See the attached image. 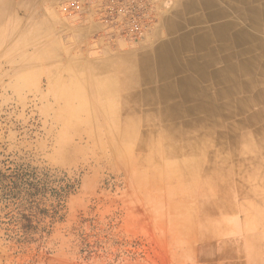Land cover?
<instances>
[{
  "label": "rangeland",
  "instance_id": "rangeland-1",
  "mask_svg": "<svg viewBox=\"0 0 264 264\" xmlns=\"http://www.w3.org/2000/svg\"><path fill=\"white\" fill-rule=\"evenodd\" d=\"M148 29L139 40L124 35V45L106 32L109 54L69 32L44 39L33 38L39 30L0 29V264H264V167L246 171L240 157L219 156L189 134L168 146H193L190 156H165L157 144L171 135L158 113L154 125L151 112L127 127L124 115L113 125L116 110L90 107L103 102L97 88L130 90L99 80L128 52L137 58L152 46ZM185 76L177 82L187 105L184 84L198 80ZM143 108L157 104L151 97ZM249 157L256 166L260 156ZM192 158L203 172H193Z\"/></svg>",
  "mask_w": 264,
  "mask_h": 264
},
{
  "label": "crops",
  "instance_id": "crops-1",
  "mask_svg": "<svg viewBox=\"0 0 264 264\" xmlns=\"http://www.w3.org/2000/svg\"><path fill=\"white\" fill-rule=\"evenodd\" d=\"M74 1H76L75 4ZM106 1L0 0V29L18 30V28H26L34 31L39 30L40 32H37L38 35L33 34V38L42 37L44 39L48 38V32H53L56 35L59 32H69L71 37L77 42L87 44L88 48H92V50H94L93 47L96 45L100 46L105 53L109 54L112 46L108 43V38L104 36L106 32L112 34L117 44L124 45L125 43L124 34H122L120 28L115 24L105 22ZM187 1L189 0H147L149 12L148 35L151 32L149 30L154 25L150 34L153 40L152 46L145 47L138 54L137 58L133 57V53L128 52L125 55L126 58H122L114 66L116 71L111 70V73L105 74L99 80L100 82L104 81V84L107 86L119 83L118 86L127 85L130 87L128 91L108 87L97 88L95 91L96 101L101 100L103 102L100 104L99 102H92L90 107L97 110V113L101 109L116 110L117 113L115 114L118 120L112 121L113 125L118 126L120 124L122 115L126 117L124 121L126 125H130L131 122H139V125L145 122L142 113L147 111L144 110L143 104L145 100H150L151 97L153 103L157 104V109L177 106L182 102L185 104V101L181 100L180 96H178L179 90L174 85L172 86L174 88L172 94L176 95V99L174 100L172 98L164 99V90L162 91L157 86H161L169 81L174 83L177 78L185 75L198 77V73L191 72V69H185L173 75V78H159L157 80L156 57L157 48L162 42L168 41L172 43L174 40H178L176 39V33L167 34L164 31L159 32L164 18H173L176 10L180 11L181 9L182 11V4ZM192 1L198 3V5L192 11L183 10L182 15L187 20H184L182 29L177 31V33L186 35L184 40H196L198 38L200 41L193 44L194 46L192 47H184L179 57L183 63L191 57L212 62L208 69L211 73L208 74L209 77L208 80H205V85H208L207 98H210L212 103L217 105L215 111L216 113L218 112L217 115L219 117V120L212 122L207 120L205 116L202 124H196L197 127L201 126V128L203 125V132L198 136L203 137L205 149L213 148V150L218 151L217 155L219 156H229L232 153L235 157H240L241 165L248 166L246 171H261L260 169L264 167V149L262 151L256 149L254 152L247 151L242 141L245 140L244 136L246 134H248L246 137H249L247 139H250L249 134H252L256 138L253 139L257 140L256 142L259 145L264 142V0H218L215 2V14L210 16L209 19H207L209 12L215 8L205 6L203 4L204 0ZM167 2H169V6H163V10L157 21V7ZM66 4L72 6V15H68L62 10V6ZM195 16L200 21H189ZM212 27L218 28L219 36L214 35L206 38V40L202 39L205 35V30ZM12 37L17 38V35L14 37L13 34ZM43 43L45 44L46 41L43 40ZM123 59H125V62ZM107 68L110 67L107 66ZM225 79H227V83ZM143 85L150 87L147 90L143 88L139 89ZM226 85L233 93L228 95L223 93ZM77 90L83 96L81 90ZM134 96L137 97L134 99ZM194 103L196 101L191 103L188 101L186 104L192 105ZM129 104H132V106L130 105L131 107H129ZM184 104L180 105L184 106ZM227 105H232L234 108V113L230 117L226 116V108H222V106ZM135 107L141 110V112L138 111L135 114L133 112ZM151 112L155 114V118L149 117L151 121H148V123L154 125L156 124L157 111L152 110ZM132 115L135 116L133 117ZM157 124L161 125L159 121ZM149 134L152 135V138L157 136L153 133ZM233 139H237L234 142L235 150L229 152L232 148L230 145ZM144 147L148 148V145ZM180 148L185 152L187 157L190 156L187 155L190 153L189 151L195 149L193 146H182ZM225 150L228 152H225ZM254 154H256L257 158L260 156V160L255 162L256 166L251 164V161L247 159L249 155L252 157ZM192 160L195 164L193 170L199 172L200 167L201 172H203L204 163L202 160L199 159L198 161L194 158ZM226 162L225 159L218 164L217 169L219 171L222 170ZM205 173L207 172L202 173L203 177ZM206 179L204 180L205 182Z\"/></svg>",
  "mask_w": 264,
  "mask_h": 264
},
{
  "label": "bare ground",
  "instance_id": "bare-ground-1",
  "mask_svg": "<svg viewBox=\"0 0 264 264\" xmlns=\"http://www.w3.org/2000/svg\"><path fill=\"white\" fill-rule=\"evenodd\" d=\"M217 1L218 0H204L203 4L205 6H207L208 8H210V7L215 8L216 7L215 2H217ZM197 5H198V3H196L195 1L189 0L185 3H183L182 7H183L184 11L185 10L192 11L197 7ZM183 10L182 11H181V9H180V11L176 10L173 18H164L162 25L159 28V32L164 31L167 34L176 33L177 34L176 39H178V40H174L172 43H169L168 41L162 42L161 45L157 48V57H156V60H157V78L156 79L159 80V78L165 79V78H169V77L173 78V75H176V73L178 74L179 72L184 71L185 69H187V70L191 69L190 70L191 72L194 71V72L198 73V77H196L198 80L197 82L196 81L193 82L192 80L188 79L187 84L186 85L184 84V87H183L186 94H189L191 96V99L187 100L186 102L190 101V103H191L193 101H196V103H194L192 105L187 104L189 106H187L185 104H184V106H181L180 104H183V103H180L177 106H171V107H166V108H162V109H157V113L160 115V116H158V115L157 116L159 117L161 122L163 121V124L161 123L162 126H160V127L163 128L164 131L166 130V132H168L171 135L170 139H164L165 143L159 142V140L162 139V136L159 138L157 137V140L159 142L157 144V149L161 148L163 153L165 154V156H168V157L169 156H176L177 154L179 155L180 152L183 151L180 148L181 146H176L174 144L171 146H168L171 144L170 142H168L169 140H174L176 138V136L184 137L187 134H189L188 139L193 138L192 136H198L201 132H203L202 131L203 125L201 128V126L197 127L196 124H202V122H204L205 116H206L207 120L212 121V122H216L219 119V117L217 115L218 112L216 113L215 108L210 107L208 105L209 100L206 97L208 95V89H207V85H205V80H207L208 74L211 73V72H209L208 69H209V66L212 62L204 61V60L202 61L200 58H197V57H191L190 59L186 60L185 63H183L179 57V55L182 52L181 50L184 47H188V46L192 47V46H194L193 44L200 41V39H198V38L196 40L195 39L184 40V38H186V35H184V34L181 35V34L177 33V31L182 29V25L184 24V20H187L186 18L184 19L183 15H182ZM215 11H216V8L211 10V12H209V14L207 16V19H209L210 16H212L213 14H215ZM189 21L195 22V21H200V20L197 16H195V17L191 18ZM201 21H203V20H201ZM215 26H217V25H215ZM217 29L218 28L212 27V28L205 30L206 32H205V35L203 36L202 39L206 40V38H209V37L214 36V35L219 36ZM151 52H153V51H151ZM153 61H154V59H153ZM153 61H151V62H153ZM177 79L180 81V78H177ZM177 79L174 81V83H171V81H169V82L162 84L161 86L160 85L157 86V87L161 88L162 91L164 90V95H163L164 99H166V100L169 98L170 99L172 98L173 100L176 99V95L172 94V90L174 89V88H172V86L173 85H174V87L176 86L177 89L179 90V82H177ZM180 84L183 85L182 83H180ZM135 97H137V96H134V99H135ZM128 98H130V97H128ZM180 98H181V96H180ZM130 105L132 106V104H129V107H131ZM134 110L135 111H133V112L135 114H137L136 112H137L138 108L135 107ZM208 110H210V111H208ZM149 113H151V111L142 113V116H144V118H146ZM132 116L134 117L135 115H132ZM211 117L213 119H210ZM174 120H177V121H174ZM180 125H182V127H179ZM128 126L129 125L127 124V127ZM193 126H194V128H193ZM176 127H177V129H176ZM249 136H250V139H248L247 142L244 143L245 150L246 149L252 150L253 148H258L261 150L264 149V146H263L264 142H262V144L259 145L256 142L257 140H254L256 138H254L252 134ZM231 151H233V149H231ZM192 163H193V165H192V168H193V166L195 164L193 161H192ZM218 171H215L216 174H218V179L219 180L225 179L224 174L222 173L223 171L221 170L222 172L219 171V173H218ZM193 172H196V171L193 170ZM207 178H208V176H207ZM255 178H257V177L251 176L248 180V181H250L249 183L251 184L255 180Z\"/></svg>",
  "mask_w": 264,
  "mask_h": 264
},
{
  "label": "built area",
  "instance_id": "built-area-1",
  "mask_svg": "<svg viewBox=\"0 0 264 264\" xmlns=\"http://www.w3.org/2000/svg\"><path fill=\"white\" fill-rule=\"evenodd\" d=\"M62 10L68 15L73 14L71 5H63ZM148 18L147 0H107L105 3V22L117 25L131 40H139L145 35Z\"/></svg>",
  "mask_w": 264,
  "mask_h": 264
}]
</instances>
